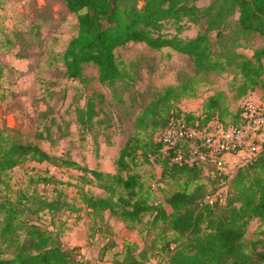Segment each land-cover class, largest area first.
Masks as SVG:
<instances>
[{"label":"trees","instance_id":"obj_1","mask_svg":"<svg viewBox=\"0 0 264 264\" xmlns=\"http://www.w3.org/2000/svg\"><path fill=\"white\" fill-rule=\"evenodd\" d=\"M63 1L78 24L77 33L61 56L65 75L70 79L83 78L84 66L93 64L99 83L113 86L125 74L122 63L116 60L115 49L138 42L151 49L169 48L187 55L195 75L222 73L233 67L229 90L242 97L259 89L264 101V45L247 57L227 46L219 52L213 50L208 36L215 31L216 37H221L227 18L235 10L240 34L264 36V0H210L206 6L196 5L197 0ZM202 17L206 24L204 32L180 36L188 24L198 23ZM168 22L175 33L162 32ZM1 75L0 66V82ZM195 75L165 87L138 113L134 121L136 130L119 151L115 174L81 168L91 176L88 181L97 182L105 192L99 197L84 196L85 204L92 211L108 210L128 227L141 224L145 215L154 212L152 222L166 224L174 234L167 241L160 240L169 264H264V239L258 242L244 238L251 220L264 225V143L256 156L226 173L209 160L196 159L192 164L179 165L173 160L172 151L164 155L162 145L153 141L155 132L165 128L171 113L178 117L183 114L187 125L197 122L200 127L213 120L225 128L241 123L240 109L232 111L222 92L208 95L199 114L180 109L177 101L197 95ZM77 113L79 123H91L97 115L95 103L87 100ZM162 113L165 117L158 119ZM183 145L184 151H188V143ZM27 160L76 165L68 158L48 154L37 143L21 142L0 127V176ZM140 160L160 166V180L166 179L173 185L164 202L156 207L153 189L134 170ZM205 172L207 175L203 176ZM43 203L44 208H53L49 201ZM12 206L11 202L0 206L4 215L0 222L1 244L11 252L0 257V264H82L78 254L62 249L60 241L47 229L34 221L24 225L16 221ZM139 232L143 236L141 227ZM132 246L125 244L124 259L127 264H142Z\"/></svg>","mask_w":264,"mask_h":264},{"label":"rangeland","instance_id":"obj_2","mask_svg":"<svg viewBox=\"0 0 264 264\" xmlns=\"http://www.w3.org/2000/svg\"><path fill=\"white\" fill-rule=\"evenodd\" d=\"M209 3L195 2L198 6ZM236 18L237 10L227 18L221 37L215 31L208 33L212 49L219 52L227 46L251 57L264 45V36L240 34ZM203 19L188 24L180 36L204 32ZM77 28V18L63 0H0V127L21 142L37 143L48 154L76 163L59 166L27 160L14 167L0 176V206L11 202L16 221L23 225L34 221L47 229L62 249L77 253L82 264H127L126 243L133 244L142 264H169L160 242L173 237L168 226L152 222L154 212L145 215L141 224L128 227L108 210L92 211L83 197L104 196L105 192L97 182H89L91 176L81 168L115 174L119 151L134 134L138 113L165 87L194 76L193 64L187 55L172 49L129 42L115 49L116 60L123 65V80L113 86L99 83L93 64L84 66L83 78L73 80L65 75L61 56ZM162 32L173 34L174 26L168 22ZM195 77L196 97L176 103L186 113L199 114L203 100L217 92L224 94L232 111L248 100H263L259 89L242 97L229 90L233 67ZM87 100L95 103L97 115L91 123H79L77 111ZM164 117L165 113L157 116ZM134 170L153 189L154 207L163 203L173 185L160 180V166L140 160ZM48 201L53 208L43 207ZM3 217L0 208V222ZM263 231L264 225L253 219L244 238L262 241ZM10 254L0 238V257Z\"/></svg>","mask_w":264,"mask_h":264},{"label":"built area","instance_id":"obj_3","mask_svg":"<svg viewBox=\"0 0 264 264\" xmlns=\"http://www.w3.org/2000/svg\"><path fill=\"white\" fill-rule=\"evenodd\" d=\"M239 125L223 127L213 120L205 126L187 125L181 116L170 114L164 129L156 131L153 141L162 145L164 155L174 153L173 160L179 165L192 164L196 159L209 160L221 169L225 154L246 151L248 159L256 156L264 143V101L248 100L240 107ZM188 143L184 151L183 143Z\"/></svg>","mask_w":264,"mask_h":264},{"label":"crops","instance_id":"obj_4","mask_svg":"<svg viewBox=\"0 0 264 264\" xmlns=\"http://www.w3.org/2000/svg\"><path fill=\"white\" fill-rule=\"evenodd\" d=\"M246 159H248L246 151H241L237 154H225L222 157V165L220 168L224 172L230 173L234 170L237 164L245 161Z\"/></svg>","mask_w":264,"mask_h":264}]
</instances>
